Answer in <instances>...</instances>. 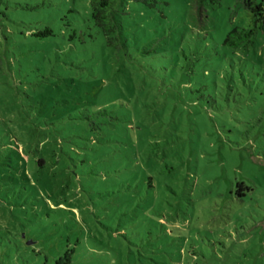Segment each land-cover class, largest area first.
<instances>
[{
	"label": "rangeland",
	"instance_id": "rangeland-1",
	"mask_svg": "<svg viewBox=\"0 0 264 264\" xmlns=\"http://www.w3.org/2000/svg\"><path fill=\"white\" fill-rule=\"evenodd\" d=\"M196 2L0 0V264H264V25Z\"/></svg>",
	"mask_w": 264,
	"mask_h": 264
},
{
	"label": "trees",
	"instance_id": "trees-1",
	"mask_svg": "<svg viewBox=\"0 0 264 264\" xmlns=\"http://www.w3.org/2000/svg\"><path fill=\"white\" fill-rule=\"evenodd\" d=\"M197 11L199 14L205 10V7L209 4L219 5L221 0H196ZM244 6V8L250 13V15L254 18L255 24L264 25V2L259 3L257 0H238ZM211 2V3H210ZM127 0H91L90 3V20L93 25L97 28L98 32H100L106 39L107 46L115 49H121L125 47L127 42L126 29L123 22L120 20L119 15L127 14ZM211 4V5H212ZM260 27V29L262 28ZM259 30V26H256L254 29H246V28H234L227 36L224 44L227 47L233 49H239L242 46H247L252 43L253 38L255 37L257 31ZM38 38H46V37H54L55 33L52 28H46L35 34ZM99 114V113H98ZM95 116V115H94ZM88 119V118H87ZM90 119V118H89ZM75 121V120H74ZM102 124H96V128L102 129ZM76 128L83 129L85 126L82 124L76 126ZM91 129V130H94ZM2 148L4 145L0 143V161L1 162H13L12 154H3ZM40 165H45V160H41ZM243 184L238 183L237 189L235 191V199L234 202L239 204L244 202L246 199L245 190L243 189ZM248 190V189H247ZM231 197H233V193H230ZM17 238H19L24 244L28 247H35L36 243L29 238L25 234H20L17 232ZM57 264H59L57 262ZM68 264L71 262L68 260Z\"/></svg>",
	"mask_w": 264,
	"mask_h": 264
}]
</instances>
